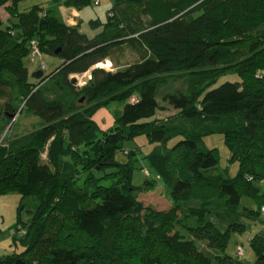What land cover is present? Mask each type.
Returning <instances> with one entry per match:
<instances>
[{"label": "trees", "instance_id": "trees-1", "mask_svg": "<svg viewBox=\"0 0 264 264\" xmlns=\"http://www.w3.org/2000/svg\"><path fill=\"white\" fill-rule=\"evenodd\" d=\"M20 1L0 0L16 18L7 27L0 18V195L15 192L36 208L28 223L18 219L13 243L21 251L0 264H249L225 250L230 233L244 230L241 218L264 216V0H110L105 22L88 21L102 28L92 36L49 7L19 12ZM58 1L76 9L93 3ZM132 5L148 23L127 31L121 23ZM31 41L61 60L38 84L23 63ZM124 45L137 60L113 71L96 67L115 65L114 50L121 55ZM88 71L82 86L72 81ZM180 71L188 75L186 90L164 96L177 111L164 118L157 87ZM224 74L238 77L212 87ZM50 87L57 97H46ZM110 101L124 105L103 131L93 114ZM24 109L42 126L1 138ZM212 133L223 134L237 161L234 176L217 170V150L205 147ZM140 136L152 145L148 152L125 148ZM45 150L51 168L41 160ZM120 151L123 161L115 157ZM138 153L166 188L169 209L138 199V189L154 186L146 176L133 183ZM243 196L255 207L240 209ZM260 222L248 239L253 264H264ZM196 240L219 253L208 256Z\"/></svg>", "mask_w": 264, "mask_h": 264}, {"label": "rangeland", "instance_id": "rangeland-1", "mask_svg": "<svg viewBox=\"0 0 264 264\" xmlns=\"http://www.w3.org/2000/svg\"><path fill=\"white\" fill-rule=\"evenodd\" d=\"M35 4L42 6L44 9L49 7L50 9L54 10V12L57 13L66 24L70 26L79 25L80 31H85L88 36H92L102 30V28L99 26L92 29L89 26L88 21L90 19H98L101 23L105 22L110 0H93L91 5L81 9L66 6L61 1L55 3L54 0H23L18 3L17 9L19 12H22ZM8 6L9 3L0 6V18L3 22L2 27H7L16 20V18L8 11ZM73 9L81 11L83 20L73 15ZM147 23V16L143 14L136 5H132L130 7V19L128 21L125 20V22L121 24H123L125 30L128 31L130 29L145 27ZM29 46L30 47H28V51L30 50V52L23 56V63L28 69V80L34 84H38L41 81L38 80V78L32 76V74L38 70H41L43 73L42 76H45L53 71L61 63V60L55 56L43 53L40 51L37 44H31L30 42ZM123 47L124 53L121 55L114 50L113 56L116 63L115 65L111 63L109 66H107V60H105L101 63H98L96 67L113 71L116 66L123 67L127 63H131L138 59V55L134 51L133 47H129L127 45H124ZM89 74L90 72L88 71L82 74L71 75V78L75 79V84L77 86H82L88 80ZM187 77L188 75L181 71L164 76V81L158 85L156 90V99L159 101V104L164 107L163 110L158 111V115L164 118L176 116L177 111L171 108L163 98L166 94L177 89L186 90ZM237 77V75L233 74L221 75L218 77L212 87H215L227 80H236ZM51 87L49 91L45 92L46 97L49 99L57 97V92ZM130 99H135V96H132ZM123 105V102L110 101L95 111L93 114V119L96 121L101 130L106 131L111 129L114 124V118L121 114ZM41 126L42 121L33 113L24 109L21 111V113L17 112L10 118V122L7 124L4 132L1 134V138H3L4 135L6 138L21 136ZM222 135V133H212L207 135L203 138L204 144L207 148H213L217 150V170L223 171L229 176H234L238 170V163L237 161L230 160L229 150L225 145ZM172 142H170V144H172ZM124 146L126 149H133L135 146H138V150L142 153L148 152L152 147V145L145 139L144 136L126 141ZM115 157L120 161H123L127 158L125 153L121 151L117 152ZM137 158L136 169L133 173V183L135 185L143 184L145 176L154 182V186H152L151 189H138V199L142 201L143 204L152 206L157 210L169 209L172 206V201L169 198L166 188L160 182L158 176L149 171L146 163L141 159V154L138 153ZM41 160L43 163L49 165L50 168L52 167L50 160H48L46 150L41 154ZM139 166L145 170L144 173L139 168ZM19 205H22L20 209H18ZM244 207H255V202L253 199L243 196L240 201V209H243ZM35 208V202L31 198L21 197V195L15 192H9L0 195V259L3 256L12 254L15 251H21V247L18 244L13 243V235L19 223L18 219H20V221L23 223H28L31 218V213L35 210ZM261 211H264V209L262 208ZM262 217L264 218L263 215H261V218ZM261 218L255 221L249 218H241V222L245 225L244 230L240 233H230L229 241L225 250L226 254L233 257H239L244 262L249 264H253L255 262V252L249 246L248 239L254 236V234L261 229ZM196 243L198 247L210 257H214L219 253L215 249L208 247L207 242L204 240H196ZM240 246L244 249V253L241 256H237L236 250ZM213 264L218 263L213 262Z\"/></svg>", "mask_w": 264, "mask_h": 264}, {"label": "built area", "instance_id": "built-area-1", "mask_svg": "<svg viewBox=\"0 0 264 264\" xmlns=\"http://www.w3.org/2000/svg\"><path fill=\"white\" fill-rule=\"evenodd\" d=\"M31 44H34V41H31ZM90 78V74H89V76H88V79ZM243 253H244V249L240 246V247H238L237 248V250H236V255L237 256H241V255H243Z\"/></svg>", "mask_w": 264, "mask_h": 264}, {"label": "crops", "instance_id": "crops-1", "mask_svg": "<svg viewBox=\"0 0 264 264\" xmlns=\"http://www.w3.org/2000/svg\"><path fill=\"white\" fill-rule=\"evenodd\" d=\"M59 4V3H58ZM110 6V5H109ZM108 6V7H109ZM72 13H73V15L75 16V17H78L79 19H82V13H81V11H79V10H76V9H73V11H72ZM83 20V19H82ZM85 32V31H84ZM88 35V34H87Z\"/></svg>", "mask_w": 264, "mask_h": 264}, {"label": "water", "instance_id": "water-1", "mask_svg": "<svg viewBox=\"0 0 264 264\" xmlns=\"http://www.w3.org/2000/svg\"><path fill=\"white\" fill-rule=\"evenodd\" d=\"M56 52L58 51V49L57 50H55ZM42 71L41 70H38L37 72H34L33 74H32V76H34V77H36V78H40V77H42ZM72 81L73 82H75V79L74 78H72Z\"/></svg>", "mask_w": 264, "mask_h": 264}, {"label": "bare ground", "instance_id": "bare-ground-1", "mask_svg": "<svg viewBox=\"0 0 264 264\" xmlns=\"http://www.w3.org/2000/svg\"><path fill=\"white\" fill-rule=\"evenodd\" d=\"M111 62L109 60L106 61V65L109 66Z\"/></svg>", "mask_w": 264, "mask_h": 264}]
</instances>
